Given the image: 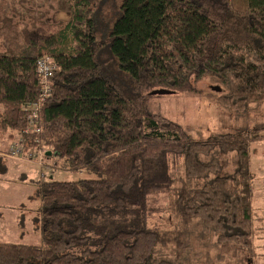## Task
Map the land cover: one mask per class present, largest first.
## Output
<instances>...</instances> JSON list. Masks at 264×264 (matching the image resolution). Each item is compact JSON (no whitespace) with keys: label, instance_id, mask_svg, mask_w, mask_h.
<instances>
[{"label":"trees","instance_id":"trees-1","mask_svg":"<svg viewBox=\"0 0 264 264\" xmlns=\"http://www.w3.org/2000/svg\"><path fill=\"white\" fill-rule=\"evenodd\" d=\"M99 1L75 0L66 24L41 18L22 30L21 47L0 53V139H23L37 158L43 152L45 160L60 158V169L97 176L32 180L49 235L36 246L0 243V264H175L153 255L169 244L181 253L183 233L147 228L149 196L171 190L168 156L182 158L188 180L215 176L200 189L175 191L171 210L184 224L199 221L219 243L251 252L249 150L264 128L194 140L150 114L144 94L202 95L193 82L208 78L222 89L224 107L244 113L260 105L264 0H122L104 42L93 22ZM43 58L53 68L47 80L37 70ZM214 150L236 154L233 174L222 175L214 158L200 160ZM5 160L0 153L1 173Z\"/></svg>","mask_w":264,"mask_h":264},{"label":"rangeland","instance_id":"rangeland-1","mask_svg":"<svg viewBox=\"0 0 264 264\" xmlns=\"http://www.w3.org/2000/svg\"><path fill=\"white\" fill-rule=\"evenodd\" d=\"M74 1L0 0V53H11L15 46L21 47L22 30L31 29V25L41 18L56 27L66 24L71 18ZM121 1L101 0L96 4L93 22L99 41H105L119 15ZM193 85L202 91V95L174 93L151 96L150 91L146 92L144 99L147 111L178 124L194 140L264 128V101L260 105L251 104L246 112L238 113L218 102L222 91L218 93L211 89L219 85L217 82L202 78L193 82ZM0 142V153H3L6 159L4 164L7 166L6 173L0 172V243L40 245L41 237L49 234L41 219L40 203L32 197L34 186L31 181L77 182L95 179L97 176L93 173H72L60 169L62 160L56 156L49 157L50 160H45L43 156L35 160L7 159L5 152L9 151L11 144H5L4 139H0ZM249 154L250 170L255 174L252 251L234 244L219 243L217 235L204 231L199 221L184 224L171 210L175 191L182 187L189 191L200 189L215 176L210 175L203 180H188L182 158L168 156L171 190L149 196L147 228L181 232L183 243L187 245L181 253L175 250L174 244L157 247L153 258H167L175 264H264V139L252 143ZM212 158L218 161L222 175H231L236 170L235 153L222 155L214 150L209 156H200L202 162H208Z\"/></svg>","mask_w":264,"mask_h":264},{"label":"built area","instance_id":"built-area-1","mask_svg":"<svg viewBox=\"0 0 264 264\" xmlns=\"http://www.w3.org/2000/svg\"><path fill=\"white\" fill-rule=\"evenodd\" d=\"M37 70L41 78L43 80H47L53 71L50 60L48 58L38 60ZM47 93L48 88L45 86L43 94ZM5 156L14 160H20L22 158H26L27 160H35L37 158L35 151H25V142L23 139H20L18 142L12 144L9 147V151L7 150ZM39 156H43V152H39Z\"/></svg>","mask_w":264,"mask_h":264},{"label":"water","instance_id":"water-1","mask_svg":"<svg viewBox=\"0 0 264 264\" xmlns=\"http://www.w3.org/2000/svg\"><path fill=\"white\" fill-rule=\"evenodd\" d=\"M211 89L213 91L218 92V93L219 92L221 93V91H222V89L219 86L212 87ZM149 93H150L151 96H162V95L174 94V92H171V91L165 90V89L153 90V91H150ZM46 156L49 157L50 153H47Z\"/></svg>","mask_w":264,"mask_h":264},{"label":"crops","instance_id":"crops-1","mask_svg":"<svg viewBox=\"0 0 264 264\" xmlns=\"http://www.w3.org/2000/svg\"><path fill=\"white\" fill-rule=\"evenodd\" d=\"M7 159H10V158L7 157ZM2 163H3V161H2ZM25 177H26V176H25Z\"/></svg>","mask_w":264,"mask_h":264}]
</instances>
